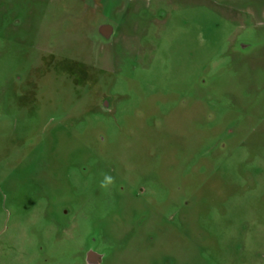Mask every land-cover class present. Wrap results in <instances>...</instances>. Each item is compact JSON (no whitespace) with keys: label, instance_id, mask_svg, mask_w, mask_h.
Returning <instances> with one entry per match:
<instances>
[{"label":"rangeland","instance_id":"rangeland-1","mask_svg":"<svg viewBox=\"0 0 264 264\" xmlns=\"http://www.w3.org/2000/svg\"><path fill=\"white\" fill-rule=\"evenodd\" d=\"M0 264H264V0H0Z\"/></svg>","mask_w":264,"mask_h":264},{"label":"clouds","instance_id":"clouds-1","mask_svg":"<svg viewBox=\"0 0 264 264\" xmlns=\"http://www.w3.org/2000/svg\"><path fill=\"white\" fill-rule=\"evenodd\" d=\"M106 182H107L108 184H111V183L113 182V178L110 177V176H107V177H106Z\"/></svg>","mask_w":264,"mask_h":264}]
</instances>
